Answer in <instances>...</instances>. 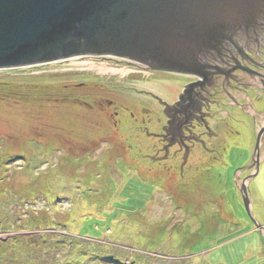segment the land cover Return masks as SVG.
Listing matches in <instances>:
<instances>
[{
  "label": "rangeland",
  "instance_id": "rangeland-1",
  "mask_svg": "<svg viewBox=\"0 0 264 264\" xmlns=\"http://www.w3.org/2000/svg\"><path fill=\"white\" fill-rule=\"evenodd\" d=\"M83 58L0 71V264H264L241 194L264 228V142L252 158L249 124L227 173L154 174L131 136L106 141L119 131L108 100L132 109L120 87L138 85L134 69Z\"/></svg>",
  "mask_w": 264,
  "mask_h": 264
},
{
  "label": "water",
  "instance_id": "water-1",
  "mask_svg": "<svg viewBox=\"0 0 264 264\" xmlns=\"http://www.w3.org/2000/svg\"><path fill=\"white\" fill-rule=\"evenodd\" d=\"M263 23L264 0H0V71L109 57L199 77ZM246 189L244 208L264 238Z\"/></svg>",
  "mask_w": 264,
  "mask_h": 264
},
{
  "label": "flooded vegetation",
  "instance_id": "flooded-vegetation-1",
  "mask_svg": "<svg viewBox=\"0 0 264 264\" xmlns=\"http://www.w3.org/2000/svg\"><path fill=\"white\" fill-rule=\"evenodd\" d=\"M246 37L244 42L238 37L232 45L223 46V51L206 62L199 77L104 58L109 64L113 60L134 69L125 77L132 76L131 83L138 84L120 87V96L128 98L124 102L132 108L120 109L127 120L117 110V102L108 100V106L116 108L114 128L119 131L107 143L120 144L131 136L130 152L150 164L154 174L165 177L185 178L217 165L227 173L231 168L226 153L235 158L239 152L231 144L239 137V125L252 128L254 146L257 132L264 130V23ZM143 81L152 82L151 89H139ZM255 155H261V147L256 154L250 152L252 158Z\"/></svg>",
  "mask_w": 264,
  "mask_h": 264
},
{
  "label": "crops",
  "instance_id": "crops-1",
  "mask_svg": "<svg viewBox=\"0 0 264 264\" xmlns=\"http://www.w3.org/2000/svg\"><path fill=\"white\" fill-rule=\"evenodd\" d=\"M256 129H258V127H257ZM239 151H240V150H239ZM234 159H235V158L232 159V157H231V158L228 160V163L233 164ZM262 163H263V162H262ZM262 163H261V164H262ZM256 231H257V230H256ZM259 236H260V242H259V247H258V250H257V254H256V256H259V257H260L261 255H263V253L260 252V249L262 248V246H261V244H262V242H261V238H263V237H262L261 235L258 234V237H259ZM256 241H257V240H256ZM257 243H258V241H257ZM257 245H258V244H257ZM253 255H254V254H253ZM258 260L260 261L259 263L262 262V259H261V258H260V259L258 258Z\"/></svg>",
  "mask_w": 264,
  "mask_h": 264
},
{
  "label": "trees",
  "instance_id": "trees-1",
  "mask_svg": "<svg viewBox=\"0 0 264 264\" xmlns=\"http://www.w3.org/2000/svg\"><path fill=\"white\" fill-rule=\"evenodd\" d=\"M47 236H50V234H47Z\"/></svg>",
  "mask_w": 264,
  "mask_h": 264
}]
</instances>
